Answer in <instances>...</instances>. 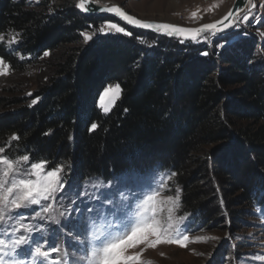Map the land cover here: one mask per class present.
<instances>
[{
  "label": "trees",
  "instance_id": "1",
  "mask_svg": "<svg viewBox=\"0 0 264 264\" xmlns=\"http://www.w3.org/2000/svg\"><path fill=\"white\" fill-rule=\"evenodd\" d=\"M75 4L0 0V57L15 78L42 67L31 95L11 84L0 96L6 154L45 159L48 169L63 164L62 176L73 186L95 178L176 173L171 181L181 189V209L205 222L217 214L206 206L198 178L236 186L231 202L237 205H264V60L257 40L213 53L201 41L84 15ZM107 21L132 35L84 41L82 33ZM228 33L214 35V43ZM13 35L16 42L6 43ZM110 83L120 86V97L103 113L97 99ZM12 134L19 139L10 141ZM241 212L232 209V220Z\"/></svg>",
  "mask_w": 264,
  "mask_h": 264
},
{
  "label": "rangeland",
  "instance_id": "2",
  "mask_svg": "<svg viewBox=\"0 0 264 264\" xmlns=\"http://www.w3.org/2000/svg\"><path fill=\"white\" fill-rule=\"evenodd\" d=\"M104 1L116 2L130 13L143 19L169 21L192 26L217 18L230 6L233 0ZM38 2L39 0H26V3L30 6H36ZM74 2L76 3V0ZM253 4L256 6L252 7ZM193 12L197 13L196 17L191 15ZM244 16H247L248 19L245 20ZM108 24L117 23L103 22L94 30L85 33L91 35L92 39L102 34L119 33L106 28L105 26ZM101 28H105V31L101 32ZM228 31L227 38L217 44L214 43L212 33H207L192 41H201L214 53V51L232 47L244 39L254 37L258 42L256 47L260 51L259 60H264V35H262L264 33V0H251L245 12ZM11 37L8 36L5 39L6 43L11 40ZM41 68L36 66V68L34 67L22 73L17 78H15L17 75L11 71L7 75H0V96L4 95V89L10 87L11 84L22 87L24 89L23 93L26 95L31 93L41 77ZM116 84L110 83L108 85ZM105 89L97 99V107L103 113H108L110 111L105 112L101 107V95ZM111 96L112 93L109 92L104 97L103 102L108 104ZM114 104L110 105V110ZM229 143L227 147H229ZM216 146L211 148H217ZM228 156L227 153L225 157L229 158L230 156ZM169 176L171 175L158 172L143 176L128 174L109 180L102 178L90 179L79 186H73L69 180L63 177L64 189L53 202L54 208L51 213L59 223L48 219V214L42 213L40 216H36L37 212H41L40 205H33L29 209L22 208L18 210V214L25 226L34 229L31 235L35 239L47 238L50 243L61 248V252L53 253L50 259H62L66 264H82L81 258L85 256L87 247L82 242L85 239L86 225L98 213H103L105 219H112V213L122 203H126L123 197H128L129 201L134 200L138 193L148 191L149 188L159 187L161 183L164 185L160 189L162 194L174 195L178 186H175L171 179H168ZM198 182L201 191L205 195V204L217 214L216 218L213 221L205 222L203 219H198L199 215L196 213L183 212L181 206L176 215L187 214L182 227L188 231L190 237L207 236L216 237L217 239H210L201 243H190L187 248H181L175 244H160L155 248H147L146 245L141 244L129 249V253L145 249L142 259L151 261L152 264H264V259L258 258L264 257V205L256 204L253 207H245L242 204L237 205L231 202L234 201L239 192L233 194L236 186L229 183L213 180V183L209 185L208 180L203 178H198ZM212 184L214 187H212ZM222 187L230 191L229 196L222 190ZM181 194L180 191V197ZM231 203L234 204L232 207H230ZM232 209L242 210L238 214L237 220H232ZM14 215L16 214L14 213ZM10 223H15V221H10ZM9 232H11V229H9ZM194 253H202L203 255Z\"/></svg>",
  "mask_w": 264,
  "mask_h": 264
},
{
  "label": "snow or ice",
  "instance_id": "3",
  "mask_svg": "<svg viewBox=\"0 0 264 264\" xmlns=\"http://www.w3.org/2000/svg\"><path fill=\"white\" fill-rule=\"evenodd\" d=\"M90 2L91 0H77L75 7L85 12L91 11L88 7ZM255 6L252 5V7ZM101 10L112 12L126 23L136 27L153 29L168 36L177 35L192 40H196L202 32L211 31L215 35L223 31L224 28L229 27V24H225L224 21L232 16V12L229 11L222 20L215 23L203 24L200 28H184L168 23L140 20L126 13L119 6L104 7ZM191 15L196 17L197 13L193 12ZM243 18L248 19L247 16ZM105 27L124 35H132L117 24H108ZM100 31H105V28H101ZM82 35L85 42L92 39L89 34L82 33ZM16 38V35H13L8 43H15ZM2 40L4 37L0 36V41ZM48 54L44 53L45 56ZM10 71V65L3 57H0V75H7ZM109 92L112 96L108 104H105L104 97ZM120 92L118 84L108 85L101 95V107L105 112L110 111V105L119 98ZM36 102L37 100L32 101L33 104ZM96 127V124H92V129ZM18 139L16 134L10 137V141ZM5 143L8 144L9 141ZM48 163L45 159L31 161L28 154L10 156L6 154V148L0 146V237H3L0 238V264H66L62 259H50L53 253H60L61 248L50 243L47 238L35 239L31 235L34 229L25 226L18 214V210L22 208L29 209L33 205H40L41 212H37L36 216L42 213L48 214V219L59 223L51 213L54 208L53 202L64 189L62 173L65 165L58 164L48 169ZM175 175L176 173H172L168 179ZM163 187L161 183L159 187L142 191L131 201L128 197H123L126 203H122L112 213L110 220L105 219L103 213H98L86 225L85 239L82 242L87 247L85 256L81 258L82 264H152L151 261L142 259L145 249L131 254L128 250L141 244L146 245L147 248H155L160 244H175L181 248H187L190 243L217 239L207 236L190 237L188 231L182 227L187 214L176 215L181 206L180 188L175 189L174 195H166L160 190ZM194 254L203 255L202 253ZM258 258L264 259V257Z\"/></svg>",
  "mask_w": 264,
  "mask_h": 264
},
{
  "label": "water",
  "instance_id": "4",
  "mask_svg": "<svg viewBox=\"0 0 264 264\" xmlns=\"http://www.w3.org/2000/svg\"><path fill=\"white\" fill-rule=\"evenodd\" d=\"M76 2H77V0H76ZM250 2H251V0H233L232 3L230 4V6L220 16H218L217 18H215V19H213L211 21H208V22H204V23H200V24L192 25V26L183 25V24H179V23H173V22H169V21L143 19V18H140V17L130 13L123 6L119 5L116 2H109V1H104V0H91V2L88 4V7L91 9V11L85 12V11H82L81 9H79V8H78V10L81 13H83L84 15H87V16H109V17H113V18L118 19L119 21H121L122 23H124L125 25H127V26H129L131 28L138 29V30H143V31H148V32H154V33H157V34H160V35H166V34H163L162 32L155 31L153 29H146V28H140V27L133 26L131 24L126 23L123 19H121L119 16L115 15L114 13L107 12V11H102L101 9L104 8V7L119 6L126 13H128L129 15H132V16L140 19V20L158 22V23H168V24H173V25H177V26H180V27H184V28H200L203 24L215 23L216 21L222 20L228 14V12L231 11L232 12V16L229 17L228 20L224 21L225 24H229V27L224 28L223 31L217 32V33H223V32H226V31L230 30L234 26L235 22L245 12V10L249 6ZM218 27H223V25H218ZM207 33H212V32L211 31L202 32L197 37V39L199 37H201L202 35H205ZM166 36H168V35H166ZM169 37H175V38H178V39H181V40H185V41H188V40L192 41V39H185L183 36L172 35V36H169Z\"/></svg>",
  "mask_w": 264,
  "mask_h": 264
}]
</instances>
